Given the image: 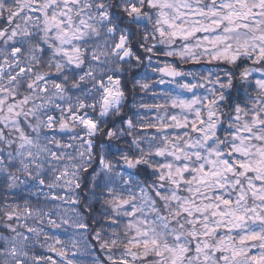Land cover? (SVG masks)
Here are the masks:
<instances>
[{
  "label": "snow or ice",
  "instance_id": "snow-or-ice-1",
  "mask_svg": "<svg viewBox=\"0 0 264 264\" xmlns=\"http://www.w3.org/2000/svg\"><path fill=\"white\" fill-rule=\"evenodd\" d=\"M137 27L156 41L149 53L167 49L151 70L159 79L133 74L152 99L136 116L147 139L120 151L118 175L109 151L82 185L72 144L53 133L80 124L89 138L71 139L92 150L99 124L68 102L91 75L84 45L106 30L126 60ZM173 56L235 65L238 78L186 73ZM70 78L81 83L66 89ZM107 80L106 112L125 87L119 74ZM50 84L68 100L46 99ZM0 209L8 264H97L96 244L107 264H264V0H19L0 18Z\"/></svg>",
  "mask_w": 264,
  "mask_h": 264
},
{
  "label": "clouds",
  "instance_id": "clouds-1",
  "mask_svg": "<svg viewBox=\"0 0 264 264\" xmlns=\"http://www.w3.org/2000/svg\"><path fill=\"white\" fill-rule=\"evenodd\" d=\"M98 2H103L106 5L112 4L115 0H98ZM19 0H0V18L7 17L11 12L17 9ZM22 19V18H21ZM143 29L137 27V35L129 39L128 47L133 48L134 50L130 53L129 57L126 60H121V52H116L115 44L118 42V38H113L108 34L106 30L99 33L100 39L95 43H86L84 47L91 49L88 52L87 58L84 62V70L91 73V75L85 77L83 82V89L81 92H78L75 96L71 97V100L68 101L72 104L73 109H77L79 104H85L87 107L82 109L87 116H91L97 120L99 127L97 128L95 135L91 137L92 139V150L89 151L86 144L81 147V142L78 139L79 137H84L85 141L89 138L86 134V130L80 124H74L72 127L74 131L71 132H59L53 133L56 140H61L65 144H72V149L69 151L72 154V162L79 165L80 172V182L83 185L85 183V173L83 169H89L95 166L97 159L104 157L107 158L109 151L117 153V157L112 158L113 172L117 174V158L121 150L123 151H136V145L130 143L131 139L143 142L147 139V134H141L139 129L141 125L145 124L144 120H137V114L143 115L140 111V106L143 104H151L152 99L141 90L136 84L135 80L139 79V75L134 76V73L149 72L156 79H159L155 75V72L151 71L157 65V61L165 59L166 48L161 46L162 50L159 52L149 53L147 48L150 44L156 43L152 40H143L142 33ZM125 35H128V32L125 31ZM176 47H182V42L177 44ZM140 56V61H136L137 56ZM98 59L100 61L97 64L95 61ZM169 61L178 62L181 68L186 73L192 74H204L213 73V79L216 75H225L229 70L232 72L234 78H238V68L235 65L217 66L215 63L209 65L206 60H202L200 64L193 65L190 59H180L176 56L168 57ZM151 60V63H149ZM47 71V69H42ZM64 71H67L65 69ZM52 72L55 73L56 69L53 67ZM113 74H119L125 82L124 95L120 98L121 102L118 106H113L109 111H105L102 106L103 101V89L99 83L100 80L105 81L107 85V77ZM80 84V80L77 79L72 81L69 79L66 89L71 88L73 84ZM160 87L159 85L157 86ZM67 90L63 93L60 100H57L56 92L54 85H49V93L46 99H52L53 103L67 101L69 97ZM47 107V105H46ZM125 118H131L134 121V126L129 128L122 121ZM113 124L114 127L110 128L109 125ZM106 131L113 132L112 136L106 134ZM72 136L78 137L76 140L71 139ZM159 142V141H158ZM119 144V147H117ZM83 152V156L79 153ZM99 171V169H98ZM89 178L91 176L89 175ZM91 185H89V188ZM22 195L31 199L35 205V198L38 195L37 191H30L27 188H24ZM84 194L87 195L89 189H83ZM81 202L84 203L83 196L80 197ZM40 202L43 205V196L40 195ZM49 211H56L57 209L53 205H43ZM85 208L87 204L85 203ZM3 210V209H0ZM97 218H99L97 216ZM35 222V221H33ZM3 218L0 217V226H2ZM98 247L100 253L105 257L101 259L96 253V248ZM92 249V255L97 258V264H107L106 256L107 253L102 250L98 244L90 245ZM0 264H8L7 261L0 259Z\"/></svg>",
  "mask_w": 264,
  "mask_h": 264
},
{
  "label": "rangeland",
  "instance_id": "rangeland-1",
  "mask_svg": "<svg viewBox=\"0 0 264 264\" xmlns=\"http://www.w3.org/2000/svg\"><path fill=\"white\" fill-rule=\"evenodd\" d=\"M93 243L95 244V241H93ZM96 253L101 257V259H105V257L100 253L98 247L96 248Z\"/></svg>",
  "mask_w": 264,
  "mask_h": 264
}]
</instances>
